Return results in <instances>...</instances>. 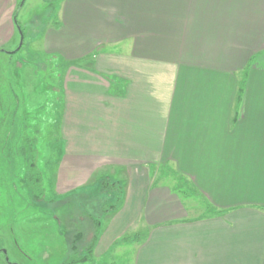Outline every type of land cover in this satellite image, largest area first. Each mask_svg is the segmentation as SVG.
I'll return each instance as SVG.
<instances>
[{
	"label": "crops",
	"instance_id": "crops-1",
	"mask_svg": "<svg viewBox=\"0 0 264 264\" xmlns=\"http://www.w3.org/2000/svg\"><path fill=\"white\" fill-rule=\"evenodd\" d=\"M40 50L67 68L64 166L123 181L91 259L264 264V0H62ZM163 165L203 213L154 185Z\"/></svg>",
	"mask_w": 264,
	"mask_h": 264
},
{
	"label": "rangeland",
	"instance_id": "rangeland-1",
	"mask_svg": "<svg viewBox=\"0 0 264 264\" xmlns=\"http://www.w3.org/2000/svg\"><path fill=\"white\" fill-rule=\"evenodd\" d=\"M61 7L62 0H6L4 9L0 6L1 31L2 19L6 22L0 46V264H62L73 244L84 254L96 220L101 226L115 209L113 192L123 184L98 170L90 183L76 184L77 170L63 164L62 81L67 68L63 70L61 55L43 56L40 50L43 35L60 20ZM29 154L40 173L39 199L26 182ZM170 168L158 169L154 185L173 189L191 216L203 213L202 197ZM90 259L85 264H108L107 257Z\"/></svg>",
	"mask_w": 264,
	"mask_h": 264
},
{
	"label": "trees",
	"instance_id": "trees-1",
	"mask_svg": "<svg viewBox=\"0 0 264 264\" xmlns=\"http://www.w3.org/2000/svg\"><path fill=\"white\" fill-rule=\"evenodd\" d=\"M17 15L15 14V11L13 13V21L14 24L18 26V28L20 29L22 35L24 36V32L23 29L19 23V21L17 20ZM22 47V45L19 47V49ZM243 81V80H242ZM243 91V82L240 83L239 88H238V94H237V99L239 101L240 97H241V93ZM25 148V146H24ZM22 155H24V152H22ZM26 170H27V183L29 184L30 188H34L36 192V197L39 199L42 195L41 190L39 189V180H40V173L37 171L35 164H34V157H32V154H29L26 158ZM118 181V180H117ZM117 181H114L117 182ZM118 183V182H117ZM121 186H123V184H119V187H117L116 191L113 192L116 194V202L112 205V209L116 208L117 205L119 204L120 200H121V195H122V189ZM217 212H219V210H216ZM96 225L97 229L96 232L94 234L93 239L91 240V242L89 243V245L86 248V252L82 255L78 254L77 252V246L75 244H73V253L69 255V257L66 259V261H64L62 264H75L81 261H86L89 258H91V254L93 252L99 231H100V220H96Z\"/></svg>",
	"mask_w": 264,
	"mask_h": 264
},
{
	"label": "water",
	"instance_id": "water-1",
	"mask_svg": "<svg viewBox=\"0 0 264 264\" xmlns=\"http://www.w3.org/2000/svg\"><path fill=\"white\" fill-rule=\"evenodd\" d=\"M17 27H18V26H17ZM18 29H19V28H18ZM19 31H20V29H19ZM20 33H21V31H20ZM22 36H23V35H22V33H21V40H22ZM21 44H22V43H20V46H21ZM20 46H19V47H20ZM19 47H18V48H19Z\"/></svg>",
	"mask_w": 264,
	"mask_h": 264
}]
</instances>
